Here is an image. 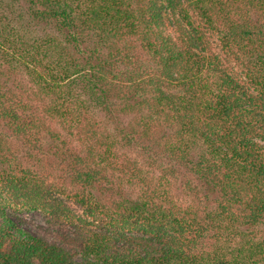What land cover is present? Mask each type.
Returning a JSON list of instances; mask_svg holds the SVG:
<instances>
[{"label":"trees","instance_id":"trees-1","mask_svg":"<svg viewBox=\"0 0 264 264\" xmlns=\"http://www.w3.org/2000/svg\"><path fill=\"white\" fill-rule=\"evenodd\" d=\"M0 195V264H264V0H0Z\"/></svg>","mask_w":264,"mask_h":264},{"label":"rangeland","instance_id":"rangeland-1","mask_svg":"<svg viewBox=\"0 0 264 264\" xmlns=\"http://www.w3.org/2000/svg\"><path fill=\"white\" fill-rule=\"evenodd\" d=\"M156 173L161 175L160 170H156ZM2 195H0V202H3V207H6L5 200ZM70 206L79 210L77 206L72 205L71 202H68ZM7 209V208H6ZM10 209V210H9ZM10 213H12L18 220H20L21 224L31 231L34 234L44 236L49 240H53L57 243L62 244V239L65 236L74 237L77 232V228L73 225L56 221L51 219L49 216L41 213L40 211H29L26 208H10L7 209Z\"/></svg>","mask_w":264,"mask_h":264}]
</instances>
